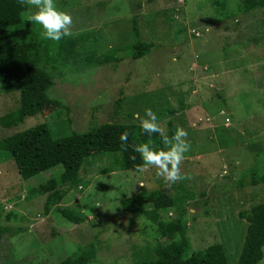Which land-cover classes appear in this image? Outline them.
<instances>
[{"label":"rangeland","instance_id":"374dc122","mask_svg":"<svg viewBox=\"0 0 264 264\" xmlns=\"http://www.w3.org/2000/svg\"><path fill=\"white\" fill-rule=\"evenodd\" d=\"M54 2L73 18L79 56L51 70L55 84L48 95L59 104L18 126L0 124V139L41 123L57 138L112 121L140 125L135 114L144 117L150 108L169 138L170 122L188 132L191 150L181 172L190 179L169 186L154 168L123 171L115 163L119 154H100L85 160L83 188L61 187L64 198L47 209L48 194L31 190L61 168L24 180L10 153L0 151V264H62L91 244V264L152 259L158 245L169 246L181 207L189 254L204 263L208 247L222 244L229 264H238L248 227L238 214L264 202V182L249 185L264 176V9L242 12L241 0ZM36 10L29 7L23 17ZM134 18L145 48L138 59L131 53L138 38ZM92 54L105 60L89 64ZM19 98L0 84V117L16 109ZM151 142L167 150L162 139ZM160 189L178 205L150 207L140 216L122 210L123 197ZM59 209L82 220L72 222Z\"/></svg>","mask_w":264,"mask_h":264},{"label":"trees","instance_id":"16d2710c","mask_svg":"<svg viewBox=\"0 0 264 264\" xmlns=\"http://www.w3.org/2000/svg\"><path fill=\"white\" fill-rule=\"evenodd\" d=\"M28 8L21 6L19 0H0V84L7 94L16 91L20 93L19 106L0 117V124L5 128L18 126L27 118L39 115L47 105L59 104L48 95L55 84V76L51 70L56 66H68L70 61L74 62L79 56V38L70 35L56 42L45 40L41 34L34 33L38 24H31L23 17ZM239 9L242 12L264 9V0H241ZM134 30L138 38L132 45L131 53L133 59H138L145 48L139 39L136 18ZM86 60L89 64H96L105 59L92 54ZM178 126L180 127L179 123L170 122L169 135L173 136ZM124 132L129 133L127 151L120 146V135ZM159 138L162 139L159 134L149 136L143 133L138 124L118 121L99 124L84 133L72 131L57 138L46 123H41L0 139V151L10 153L24 180L61 168L58 174L31 190L34 195L48 194L45 206L48 209L50 201L59 203L64 198L65 193L60 191L61 187L78 185V188L82 185L80 171L85 160L100 154H119L115 159L118 169L135 170L136 165L143 161L138 153L132 151L131 145ZM133 155L136 156L135 160L131 159ZM262 182L264 176L249 185L256 186ZM120 204L124 212L140 216L145 214L147 208L165 210L178 205V202L166 189H160L150 193L146 190L139 191L123 197ZM180 210V216L175 218L168 237L171 241L169 246L158 245L153 251L152 259H143L134 264H229L222 244L208 247L204 253V263L197 253L189 254L190 244L184 223L186 210L183 207ZM59 211L72 222L82 220L79 214L76 215L71 210ZM238 216L248 222L238 264H259L264 258V202L239 212ZM95 254L94 245L91 244L84 251L63 260L62 264H91Z\"/></svg>","mask_w":264,"mask_h":264},{"label":"clouds","instance_id":"9594fccd","mask_svg":"<svg viewBox=\"0 0 264 264\" xmlns=\"http://www.w3.org/2000/svg\"><path fill=\"white\" fill-rule=\"evenodd\" d=\"M21 6L34 7L37 9L31 12L27 21L31 24L41 25L43 31L41 36L45 40L59 42L63 37L72 35L73 18L70 13L58 10L54 0H19ZM135 118L140 120L142 132L151 136L159 134L162 137L163 144L167 150H155L152 142L143 144H132L131 148L134 153H138L143 161L142 164L136 165V171L144 173L154 168L157 178L171 186L181 180L190 179L189 176L182 174L181 164L185 160V153L191 150V143L188 141V132L177 127L174 135L169 138L166 130L158 123V117L150 108L145 110L144 117L135 114ZM129 133L124 132L120 135L121 149L128 150ZM132 160L136 156L131 157ZM96 207H100L97 205ZM264 264V262H262Z\"/></svg>","mask_w":264,"mask_h":264},{"label":"built area","instance_id":"2783aa9c","mask_svg":"<svg viewBox=\"0 0 264 264\" xmlns=\"http://www.w3.org/2000/svg\"><path fill=\"white\" fill-rule=\"evenodd\" d=\"M182 1H183V0H182ZM192 33H193L194 35H196V36H201L200 32H198V31H192ZM228 120H229V119H228ZM78 188H79V189H82L83 186L80 185ZM5 208H6V210H8V209H11L12 206H6ZM90 217H91V216H89V218H90Z\"/></svg>","mask_w":264,"mask_h":264},{"label":"crops","instance_id":"0c3cea01","mask_svg":"<svg viewBox=\"0 0 264 264\" xmlns=\"http://www.w3.org/2000/svg\"><path fill=\"white\" fill-rule=\"evenodd\" d=\"M143 143H147V142H143ZM143 143H140V144H143ZM135 194V193H134Z\"/></svg>","mask_w":264,"mask_h":264}]
</instances>
